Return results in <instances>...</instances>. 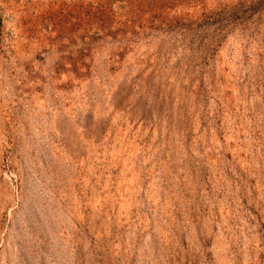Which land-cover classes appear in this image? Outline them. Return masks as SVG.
Returning <instances> with one entry per match:
<instances>
[{
	"label": "rangeland",
	"instance_id": "374dc122",
	"mask_svg": "<svg viewBox=\"0 0 264 264\" xmlns=\"http://www.w3.org/2000/svg\"><path fill=\"white\" fill-rule=\"evenodd\" d=\"M0 264H264V0H0Z\"/></svg>",
	"mask_w": 264,
	"mask_h": 264
}]
</instances>
